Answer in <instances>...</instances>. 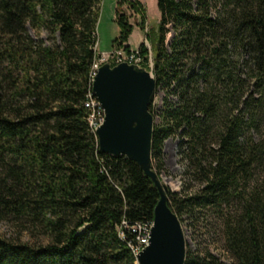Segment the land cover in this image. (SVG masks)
I'll return each mask as SVG.
<instances>
[{
  "label": "trees",
  "instance_id": "16d2710c",
  "mask_svg": "<svg viewBox=\"0 0 264 264\" xmlns=\"http://www.w3.org/2000/svg\"><path fill=\"white\" fill-rule=\"evenodd\" d=\"M102 1L0 0V220L48 239L0 236V264H138L130 227L153 222L160 195L90 124ZM115 1L113 47L130 54L135 25L146 31L139 65L163 92L153 168L178 137L197 183L167 186L169 205L182 225L216 228L232 258L187 242L185 264H264V0H157L148 29L140 0Z\"/></svg>",
  "mask_w": 264,
  "mask_h": 264
},
{
  "label": "water",
  "instance_id": "95a60500",
  "mask_svg": "<svg viewBox=\"0 0 264 264\" xmlns=\"http://www.w3.org/2000/svg\"><path fill=\"white\" fill-rule=\"evenodd\" d=\"M93 94L105 112L97 129L101 152L135 161L159 191L150 241L138 254V264H185L188 238L169 205L168 187L152 164L155 120L150 106L156 95L152 70L128 61L105 62L94 77Z\"/></svg>",
  "mask_w": 264,
  "mask_h": 264
},
{
  "label": "rangeland",
  "instance_id": "374dc122",
  "mask_svg": "<svg viewBox=\"0 0 264 264\" xmlns=\"http://www.w3.org/2000/svg\"><path fill=\"white\" fill-rule=\"evenodd\" d=\"M147 9L148 23L147 29L150 26L157 25L160 18V11L157 6V0H140ZM115 13H116V1L115 0H103L101 14L97 27L98 34V47L97 51L100 54H109L114 50H119L124 54L123 49H116L113 47V41L116 37L119 36L120 28L115 21ZM136 17V18H135ZM132 17L131 20L133 23L137 22L138 17ZM43 36L46 37L45 32H42ZM172 32L169 33V38H171ZM142 42H145L148 47L150 46L149 42L146 40V31L140 29L138 25H135V29L130 37L129 44L131 46V50L139 49V46ZM140 53V52H139ZM98 56L96 62L100 64V57ZM142 58V57H141ZM96 64V63H95ZM137 64V63H136ZM162 98L163 92L159 90L154 98V109L155 112L158 113L162 107ZM100 106V105H99ZM101 108V107H100ZM102 110V108H101ZM103 112V111H102ZM104 117L99 121L101 125L103 123ZM158 121V118H157ZM93 123H97L96 121L91 120L90 124L95 132L98 129V125L96 128H93ZM164 170L162 173V183L166 184L169 188L174 191H183L189 185L196 186L197 183L191 179L190 176L186 174L185 162L182 158L179 149V138L178 137H170L166 140L164 146ZM215 223V222H214ZM217 226V223L214 226ZM184 231L188 238L189 247L193 251H198L204 247L210 248V250L220 257L226 263H231L232 258L228 254V252L223 247V242L221 237L216 232V228L212 227L208 229L204 223L193 225L190 219H185L183 223ZM211 228V227H210ZM0 236L11 239L16 242H25V243H48L47 238L38 239L37 235H34L33 231L26 230L20 224L16 223L13 220H0ZM135 253V248H133Z\"/></svg>",
  "mask_w": 264,
  "mask_h": 264
},
{
  "label": "built area",
  "instance_id": "2783aa9c",
  "mask_svg": "<svg viewBox=\"0 0 264 264\" xmlns=\"http://www.w3.org/2000/svg\"><path fill=\"white\" fill-rule=\"evenodd\" d=\"M98 47V44L96 48ZM112 58H115L117 63L122 62V61H128L131 63H137L140 64L142 58L139 53V49L131 50L130 54H127L124 56L122 52L119 50H114L110 52L109 54H100V64H93V73L94 76L97 74L98 69L100 66L105 63V62H110ZM93 94V91H92ZM91 111V117L95 118V121L98 124V128L101 126L99 124V112L97 111L96 108V96L93 94V107L89 108ZM127 225V224H126ZM133 232L136 234V242L131 243L132 248H136L139 252H141L148 244L150 241V233H151V228L150 222L149 223H137L133 226L130 227Z\"/></svg>",
  "mask_w": 264,
  "mask_h": 264
},
{
  "label": "bare ground",
  "instance_id": "6f19581e",
  "mask_svg": "<svg viewBox=\"0 0 264 264\" xmlns=\"http://www.w3.org/2000/svg\"><path fill=\"white\" fill-rule=\"evenodd\" d=\"M100 57V56H99ZM96 64H99L98 63V61L96 62ZM92 78L94 79V73H92ZM93 95V94H92ZM97 99V98H96ZM97 101H98V103H99V105H100V107L102 108V111H103V114H104V117H105V112H104V109H103V107H102V105H101V103H100V101L97 99ZM91 118H94V117H91ZM104 121V120H103ZM94 124H97V123H93V128H96L97 126L96 125H94ZM98 125V124H97ZM95 131V130H94ZM96 133H97V131H96ZM98 136V135H97ZM153 225V222L150 224V226H152ZM140 252L135 248V254H136V256H138V254H139Z\"/></svg>",
  "mask_w": 264,
  "mask_h": 264
}]
</instances>
